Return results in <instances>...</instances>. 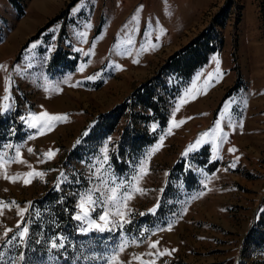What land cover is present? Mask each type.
<instances>
[{
  "label": "rangeland",
  "instance_id": "1",
  "mask_svg": "<svg viewBox=\"0 0 264 264\" xmlns=\"http://www.w3.org/2000/svg\"><path fill=\"white\" fill-rule=\"evenodd\" d=\"M225 2L0 0V65L4 66L0 68V156L10 159L19 149L27 162L10 163L9 174L27 172L28 165L45 173L43 179L35 178L30 184L0 177V201L27 209L23 219L15 206L0 215V236L5 228L13 230L0 239V252L4 253L0 264H105V258L122 240L137 241L121 254L125 262L132 254L149 252L148 244L159 241L158 249H168L171 254L144 259H155V264H264V253L247 247L244 241L258 218L264 196V0H231L221 30V48L209 55L208 62L187 83L168 80L180 91L166 110V126L148 125L149 133H156L153 143L131 157L126 148L124 154L119 152L128 110L111 134L86 140L98 115L112 111L150 79L175 53L169 52L171 48L186 46L211 23ZM185 13L188 18L181 34ZM145 47L149 50L144 51ZM56 53L62 63L52 66ZM213 57L219 60V78ZM209 74L211 86L204 83ZM182 99L188 102L177 111ZM42 112L66 115L67 120L41 135L38 128L28 126V117ZM173 119L185 123L169 132ZM217 121L227 133V141L217 142L216 158L211 135L185 154L202 133L215 128ZM158 144L159 150L152 153ZM76 146L78 151L70 156ZM204 147L209 151L208 165L193 163L189 157ZM229 148L236 151L229 152ZM49 149L55 157L40 162ZM116 155L122 164L119 168L113 161ZM182 159L186 160L184 171L193 172L198 188L187 190L182 176L172 174L173 165ZM145 160L148 172L140 181L144 192L130 202L131 223L123 229L85 232L81 229L87 224L73 217L79 236L65 248L67 255L59 246L39 244L30 235L36 229L32 202L51 187L68 184L76 177L75 216L81 195L97 189L92 195L98 198L103 183L130 181ZM211 163L217 165L209 172ZM100 211L97 206L92 218L98 219ZM169 224L171 230H167ZM24 227L28 234L23 242L17 238L5 243ZM29 240L35 244L32 251L26 250Z\"/></svg>",
  "mask_w": 264,
  "mask_h": 264
},
{
  "label": "trees",
  "instance_id": "2",
  "mask_svg": "<svg viewBox=\"0 0 264 264\" xmlns=\"http://www.w3.org/2000/svg\"><path fill=\"white\" fill-rule=\"evenodd\" d=\"M230 4H232L231 0H226L222 8L213 17L211 23L186 46L169 56L158 71L150 79L135 88L123 103L108 113L98 115L95 121L96 124L90 128L86 140L91 141L98 135L111 134L115 130L118 121L125 117V112L128 110L127 127L123 129L120 138L119 152L124 154L123 149L126 148L129 150L128 154L131 157L132 154L153 143L156 140V133L150 134L148 125L155 122L160 128H164L168 120L166 110H169L172 102L179 94V89H176L173 84H169L168 80L175 78L187 83L193 74L208 62L209 55L216 53L221 48V30L225 27L228 11L231 8ZM60 63H62V59L56 53L52 59V66H58ZM1 131L2 127L0 124V133ZM78 149V146L74 147L69 155H75ZM189 159L201 166L208 165V147L193 153ZM113 161L118 168L122 165L118 155L113 158ZM185 163V159L176 162L173 165L172 174L177 173L182 176V181L187 190L198 188L193 172L191 170L184 171ZM216 165V163H211L208 171H213ZM75 180L76 177L73 176L70 183L62 184L59 187H57V184L51 187L44 195L34 200L31 206V213L36 211L34 214L36 229L33 232L29 231L30 235H34L39 244L50 245L55 242L59 246L63 243V247H60V250L66 255L68 252L65 248L71 247L79 236L73 219L77 198V192L74 188L77 185ZM64 189L70 190V193H66ZM244 241L247 247L264 253V196L258 218L244 238ZM34 245L30 240L27 241L26 250H34Z\"/></svg>",
  "mask_w": 264,
  "mask_h": 264
},
{
  "label": "snow or ice",
  "instance_id": "3",
  "mask_svg": "<svg viewBox=\"0 0 264 264\" xmlns=\"http://www.w3.org/2000/svg\"><path fill=\"white\" fill-rule=\"evenodd\" d=\"M75 11V10H74ZM139 11V10H137ZM135 20L136 17H133ZM160 34H163V30H160ZM83 35V34H82ZM157 39H159V36H157ZM129 44L132 43L131 40L128 41ZM36 45L33 44L32 47H35ZM153 49H155L156 45L151 46ZM144 51H148L149 49L147 47L143 48ZM214 61L216 62L217 68L215 75L217 78H219L222 74L220 73L219 69V60L216 57H213ZM134 63L138 62L136 60L133 61ZM3 65H0V68H3ZM119 67V66H117ZM81 71H83V68H81ZM94 77H88V79H93ZM212 79V74H209L208 80H205V85L211 86L210 81ZM218 82V79H217ZM5 91L7 92V88H5ZM191 89L188 93H186V96L191 93ZM206 91V89H205ZM8 97L5 96V99ZM192 98L194 99L195 96L193 95ZM188 101L186 99H182L179 104L176 106V110L178 111L181 104L187 103ZM173 115H175L173 113ZM67 120L66 115H60V114H49L47 112H42L39 115H29L28 117V126L30 128H38L39 134L43 135L46 131H51L52 128L55 126L57 122H65ZM185 123L184 120H181L177 122L175 119L170 121V128L169 132H171L172 128L179 127L181 124ZM86 134V133H85ZM211 135L213 140V152H214V159L216 158V154L218 151L219 142H226L227 141V133H224L222 128L220 127V122L217 121L215 128L210 130V132H204L200 135V137L197 139L196 143L193 145H190L189 148L186 150L185 154H187V151H191L193 148L198 147L201 143L205 142V137H209ZM163 138H161V141ZM161 144L156 145L152 149V153L155 151H158ZM8 147H11L9 145ZM33 149L29 148L28 152L31 153ZM229 152H235V148H229ZM55 152L51 149H49L47 152L43 153L44 159L40 162H45L46 160H51L55 157ZM151 156V153L149 154V158ZM238 159V158H237ZM108 156H104L103 163H107ZM17 162V163H23L26 164L27 162L24 161L21 157L20 150H16L15 157H12L10 159H4V157L0 156V177H2L5 180H8L9 182L15 183L17 181L22 180L24 184H30L33 179L40 178L43 179L45 173L41 171H36L35 169L31 168V165H28L29 171L24 173H16V174H9L7 172V166L10 163ZM232 167H235V164L233 163L231 165ZM103 167V164L101 165ZM99 172V169L97 170ZM148 167H147V161H143L136 172L135 176L132 177L130 181L121 180L118 183L114 182H108L103 183L102 187V194L98 198H94L92 195V192L96 191L97 189H90L88 193H85L80 196L79 203L77 204L78 212L74 216V219L81 221L82 223L87 224V228H82L81 231H98V232H105V231H113L115 229H123L125 225L131 223L129 216L131 213L130 208V202L136 197V195L143 194L144 190L140 187V181L142 178L147 175ZM61 176H63V173H61ZM110 184H113L114 186H110ZM59 187V185H57ZM15 206L17 208V215L23 219L24 213L27 211L26 208H21L19 206L15 205V202H12V204L4 203L3 201H0V215L4 214V210L8 209L10 207ZM97 206H100L101 211L98 214V219L92 218V213L96 211ZM149 211H153L154 209H150ZM141 215H144V213H141ZM17 229H20V224H17ZM172 225L169 224L167 230H171ZM164 229H161L163 231ZM13 230L11 228H5L3 231L2 236H0V239H4L8 237L9 232H12ZM28 234V228L24 227L23 230L18 231L16 234H14L10 239L5 240V243L11 244L14 240L19 238L21 242L25 239V237ZM136 240L128 241V240H122V242L118 245L116 249L112 251V253L105 258V264H133V261L139 262V264H155V259H144L145 256L147 257H159L164 255H170L171 252L168 249H164L163 251H160L158 249L159 241L151 242L148 244V247L150 249L149 252L143 253V254H132L131 258L125 262L120 259L121 254L125 252V250L130 246V244H136ZM58 245L53 242L52 247L56 248ZM59 247H63V243L59 245ZM151 249H155L156 251L153 252ZM171 251H175V249H172ZM4 253L0 252V257H3ZM20 260H23V256L21 255L19 257Z\"/></svg>",
  "mask_w": 264,
  "mask_h": 264
},
{
  "label": "crops",
  "instance_id": "4",
  "mask_svg": "<svg viewBox=\"0 0 264 264\" xmlns=\"http://www.w3.org/2000/svg\"><path fill=\"white\" fill-rule=\"evenodd\" d=\"M184 16H185V21L182 23L183 25H181V28H180V32H181V34H183V32L185 33V26H186V23H187V18H188V15L185 13L184 14ZM152 43L153 44H157V42L156 41H152ZM187 44V42L186 43H184L183 44V46L184 45H186ZM180 47H176V46H173L172 48H171V50L169 51V52H176V50H178ZM132 91V90H131Z\"/></svg>",
  "mask_w": 264,
  "mask_h": 264
}]
</instances>
